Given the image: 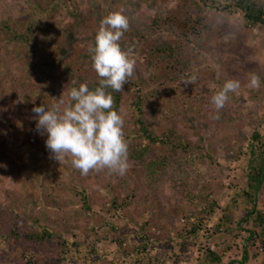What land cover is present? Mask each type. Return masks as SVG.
Listing matches in <instances>:
<instances>
[{"label": "trees", "instance_id": "1", "mask_svg": "<svg viewBox=\"0 0 264 264\" xmlns=\"http://www.w3.org/2000/svg\"><path fill=\"white\" fill-rule=\"evenodd\" d=\"M60 1L29 0L45 15L40 47L30 44L33 18L18 19L16 27L0 20L1 26L23 39L15 56L0 58L9 87L8 95L0 88V145L6 144L5 131L12 127L9 119L22 120L27 126L36 121L23 117L18 101L30 90L27 80L44 60L46 46H53L55 53L44 60L43 72L57 74L60 63L68 61L72 53L77 65L61 69L57 87L46 89L55 104L63 92L80 84H87L90 90L99 86L88 48L95 43L100 21L109 13L121 12L129 20V29L119 41L122 50L131 49L135 55L145 49L151 55L142 64L135 61L134 76L123 93L111 92L113 110L124 121L130 166L123 176L107 169L85 176L67 162L80 181L79 189L70 202L53 199L51 194L40 195L38 205L55 216L54 221H44L33 216L36 212L30 197H20L25 173L19 160L9 158L2 149L0 207L5 210L0 212V264H6L5 247L21 255L29 252L26 255L30 257L51 252L52 258H43L40 264H86L88 260L89 264H264V123L256 122L259 103L249 99L247 115L223 108L219 119L212 118L216 110L210 116L198 111L232 80L219 73L221 64L203 50L208 28L205 13L221 17L213 30L221 44L232 49L239 46L235 27L264 29V0H147L145 4L141 0H74L77 5H64L65 18L58 23L46 14ZM179 41L193 44L201 52L200 57L209 65L207 73H195L188 60L175 71L174 63L183 52ZM153 60L159 69L158 80L151 71ZM252 74L260 79V88L252 93L264 102V77ZM193 75L196 82L185 86L183 81ZM171 76L177 79L178 91L169 94L164 86ZM234 93H228L231 106ZM161 94L163 102L158 104ZM179 94L188 100L174 105L171 99ZM34 100L39 103L42 96ZM223 124L239 128L235 135L221 134ZM218 141L234 147L236 156L226 149L218 160L212 151ZM220 148L224 149L223 144ZM48 153L44 145L41 154ZM23 154L36 156L35 148L27 146ZM204 165L212 170L197 169ZM221 168L232 182L213 176ZM240 177L245 178V184L240 183ZM24 179L28 186V177ZM88 226L104 231L94 234L92 241L75 237L74 231L82 237L93 233ZM153 227L160 231V237L151 233ZM131 233L139 236L138 242L131 240ZM17 264L35 263L20 259Z\"/></svg>", "mask_w": 264, "mask_h": 264}, {"label": "rangeland", "instance_id": "2", "mask_svg": "<svg viewBox=\"0 0 264 264\" xmlns=\"http://www.w3.org/2000/svg\"><path fill=\"white\" fill-rule=\"evenodd\" d=\"M99 2L102 3L101 0H99ZM146 2L147 0H141V3L143 4H145ZM70 3H74V5H77L74 0H64V2L61 0L59 4L60 6H53L46 15L48 17H54L53 19L55 21L61 23V20L65 18L66 13V11L64 10V5L69 6ZM205 15V17H208L207 27L209 29L207 28L206 33L203 36L202 45L204 52L212 55L213 59L221 64L222 68L220 67L218 69L219 73H222L223 75L225 74V77H228L232 80H237L241 84V87L232 95L231 101L233 103V106H231L228 100L224 108L226 110L229 109V111L234 110L241 115H247V101L249 99H252V101H257L259 103V106L257 108V114L259 117H257L256 122L261 124V122L263 121L262 123H264V102L259 101L252 93L253 90H258L260 86L258 88H252L248 86L252 73H261V75L264 77V29L258 27H235V33L239 41V46L233 47L232 49H227L218 40L213 30V25L216 24V22H218L221 17L213 14L212 12L210 13L209 11L206 12ZM43 17H45V15H41L38 11V8L31 4L29 0H0V20L6 21L9 26L13 25L16 27V21L21 18H33V28H35V30L32 31L30 44L34 47H40L42 43V39L40 38V27L44 26V22L42 20ZM194 20L195 17H192V22H194ZM21 40L23 39L15 37L9 30L0 25V58L2 59L3 57L15 56L17 54L19 46L21 47ZM177 44L179 46H182L183 52L182 55H180V57L176 59V61L179 62L174 63L175 71L183 66L185 60H188L191 66V70L193 69L195 73L199 74L204 70L207 73L209 65L205 59L200 57L201 52L197 50V48L193 44L188 45L184 41H179ZM45 50L46 55L44 57V60L48 61L52 53H55V49L53 46H46ZM187 52H191V55H185V53ZM149 54L150 53L147 50L139 49V51L135 55H131L130 58L142 64L144 63V61H148V59H150L151 55ZM74 59L75 56L74 53H72L70 59L65 63H60L58 69L60 71L61 69L65 68L73 69L75 66H77ZM44 60L39 61V64L35 67L34 71H31V74L27 81H29L32 86L30 90L27 89L28 92L26 94V97L18 101L19 111L24 115L23 117H26L27 121L35 117L36 114L32 111L34 107H39L44 104L47 108L51 109L55 104V98H49L48 94L46 93V89L53 86L57 87L60 71L57 72V74L52 72H43L41 69H43L45 65ZM1 61L3 62V60ZM151 63V71L156 75L155 79L158 80L160 78V75H158L159 69L155 66L154 60ZM38 66L40 67L37 68ZM4 69L5 68L3 64H1L0 88L3 89L5 95H8L9 87H7L5 79L3 78ZM36 69H40L41 72H36ZM59 88H61V85L60 87H58V89ZM164 88H166L169 94H171L173 91H178L177 79H175L174 76H171L170 80H166V85L164 86ZM38 95L39 97L42 96V100L39 103H36L34 98H37ZM163 97L164 96L161 94L159 98H157L158 104H161L163 102ZM183 97L184 96L182 95L181 97L180 94L179 97H177L176 95L173 96L171 99L172 103L175 105L178 102L188 100V98ZM63 98L65 99V101L68 100L67 91L64 94ZM195 110L197 111V107L195 108ZM198 111L206 116H210L215 111V109L210 103L209 105L199 106ZM8 121L12 123V127L8 128V131H5L8 132V136L5 140L6 144H3V147L2 145H0V151H2L3 149L5 153H8L9 158L13 160H19L21 167L24 169L25 176H23L21 180L22 182H20V191H22L20 197H25L26 194V197H30L28 199H31L34 202V210L36 213H34L33 216L35 218L40 219L41 217V219H43L44 221H54L55 216L53 215V212L47 210L45 206H42L41 204L38 205V197L43 194H51V198L53 199H64L70 202L74 195L73 192L79 189L78 182L80 181L73 176L67 162L60 164L58 161L51 157L50 152L45 155L41 154L42 147L46 145L44 139L47 138V136L41 135L40 132L37 131L36 121L30 126L23 124L22 120L13 121L9 119ZM238 128L239 126H236V124H231V126L223 124V126H220L219 131L221 134L231 132L235 135ZM30 137L32 141L35 139L34 142L29 140ZM220 144H223L224 149L220 148ZM27 146H33L35 148L36 156L23 154ZM226 149L229 150V153L231 155L236 156L235 148L232 146L229 148V145H225L221 141H218L212 147V151L216 154L217 159L220 161L221 158H223V156L227 153ZM6 159L7 158L3 157L4 162L7 161ZM197 169L203 172L212 170L211 166L207 167L206 165L199 166ZM228 174L229 173H227L225 169L222 170L221 168V170L214 172L213 176L225 183H230L233 181V179L232 177L228 176ZM24 177H28V180L30 182L28 186L25 185L26 183ZM241 182L245 184L244 177H240V183ZM13 185L14 187H16L15 182ZM102 194L106 193L102 192ZM41 206L44 208H42ZM2 210H5L4 207H0V212ZM14 211H16V209ZM75 216L77 218L82 217L81 214L77 215L76 213ZM119 225L122 227L124 226L122 222L119 223ZM94 227L95 226H93V228L92 226H88L87 230H93V233L91 232V234L88 236L82 237L76 231H74L73 234H75V237H77L79 240L84 238L87 241H92L91 237H94V234L99 235L104 231L103 229ZM151 233H154V236H159L160 231L153 227ZM130 236L131 240L138 242L139 236H136L135 233H131ZM127 244L131 245V241H129V243ZM1 249L2 246L0 247V250ZM2 251L5 255L4 257L6 259V262L4 263L6 264H17L18 262H20V259H25V261L31 260L35 264H40L43 258L44 260L52 258L51 252L46 253L47 255L45 253L43 255L34 254L30 257V255H26V253L29 252L21 255L22 252H11L8 251L6 247ZM163 253L164 252H161L159 256L163 255ZM262 256L264 257V254H262ZM89 263L90 261L88 260L86 264ZM62 264L72 263L63 262ZM74 264L81 263L80 261H78Z\"/></svg>", "mask_w": 264, "mask_h": 264}, {"label": "clouds", "instance_id": "3", "mask_svg": "<svg viewBox=\"0 0 264 264\" xmlns=\"http://www.w3.org/2000/svg\"><path fill=\"white\" fill-rule=\"evenodd\" d=\"M128 29L129 20L121 12L109 13L100 21L95 43L88 48L98 87L90 90L87 84H80L67 92V101L63 92L51 109L44 104L32 109L36 114L37 131L47 136L45 144L51 157L60 164L70 162L81 175L107 169L123 176L130 166L124 121L113 110L111 95V92L123 93L124 86L135 73L136 62L130 58L131 49L122 50L119 43ZM195 82V75L183 81L185 86ZM248 86L258 88L259 77L252 74ZM240 87L239 81L227 80L211 97L216 110L213 119H219V112L229 99L228 93Z\"/></svg>", "mask_w": 264, "mask_h": 264}]
</instances>
